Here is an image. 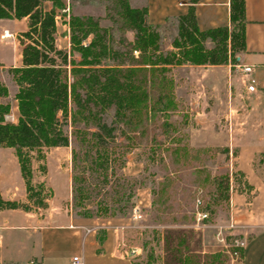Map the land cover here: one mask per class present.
Wrapping results in <instances>:
<instances>
[{"label":"trees","instance_id":"trees-1","mask_svg":"<svg viewBox=\"0 0 264 264\" xmlns=\"http://www.w3.org/2000/svg\"><path fill=\"white\" fill-rule=\"evenodd\" d=\"M52 1L53 6L46 8L45 0H0V18H29V28L19 35L23 62L9 67L17 83V120L6 117L12 103L1 99L9 95V87L0 78V146L15 148L28 197H33L29 151L71 144L76 213L92 215L85 201L93 191L104 190L110 198L102 214L122 215L131 207L132 183L126 184L124 175L123 181L118 180L116 168L131 148L152 140L165 151L160 159L169 158L168 170L151 188L160 222L185 221L189 213L194 218L198 189L203 195L197 208L207 215L215 214L222 202L229 203L228 172H206L195 188L181 182L188 170H204L210 148L191 146L185 133L173 134L186 121L170 117L178 109L170 70L185 63L235 62L245 49V0H229V23L206 28L197 22L198 0H188L185 12L167 16L161 23L148 20L146 5L108 0L104 16L108 24L101 22L100 15L70 13L65 20L69 31H63L70 35V50L57 44L58 9L66 8V3ZM171 28L174 32L166 47L163 39ZM127 31H132V38ZM234 176V185L249 191L244 172L236 169ZM8 206L17 205L0 191V208ZM173 238L164 237L171 257L163 264H216L218 253L202 260L188 248H174ZM141 247L145 250L146 243ZM131 262L156 264L153 249L145 259L133 256Z\"/></svg>","mask_w":264,"mask_h":264},{"label":"rangeland","instance_id":"rangeland-1","mask_svg":"<svg viewBox=\"0 0 264 264\" xmlns=\"http://www.w3.org/2000/svg\"><path fill=\"white\" fill-rule=\"evenodd\" d=\"M144 1V0H142ZM108 0H85L77 2L73 0L71 9L67 8L65 14L60 9L58 16V39L57 44L70 50L68 37L61 32L65 28V20L70 18V13L93 14L103 17V24L110 23L105 18L106 4ZM136 3V0H131ZM5 22V21H4ZM9 29L15 36L7 37L2 34L3 22L0 21V78L7 83L9 95L4 100L12 103L11 112L6 115L7 119L15 120L14 98L17 90L9 67L22 64L23 45L20 40V33L29 28V18L27 16L14 18L7 22ZM2 32V33H1ZM173 28L165 32L164 45L169 47V40ZM129 38L133 37L132 31H127ZM4 38V39H2ZM209 67L184 65L172 66L170 73L174 78L175 97L178 101V109L175 110L171 118L184 120L185 125L173 134L187 135L188 143L194 147H209L204 170H188L182 175L181 182L187 187L195 188L197 183L204 180V175L228 172L229 183H235L234 172L231 167L232 152L236 147L230 148L229 144V108L226 98L227 92L221 87V76L212 74ZM220 72V68L215 69ZM214 75V76H212ZM216 77V78H215ZM245 105L244 102L242 104ZM18 113V112H17ZM110 117H108L109 119ZM248 126L247 123H244ZM253 125V124H252ZM158 139L163 140L164 135H159ZM228 142L229 145H225ZM31 157V167L33 170V197H28L25 179L21 172L20 162L15 148L10 146H0V191L6 200L16 202V207H3L0 212V236L9 240L19 238L22 230L13 227L11 224H19L27 221L26 211H37L39 214L46 213L49 207L55 210L59 204L72 207L74 213L77 208L73 206V185L72 181V145L67 146H44L42 151L33 149L29 151ZM165 151L160 145L152 140L145 141L141 145L131 148L125 155L122 166H117L116 172L118 180L126 176L125 183H132L133 195L130 198L131 207L122 215H104V202L110 195L93 191L91 198L85 201V205L91 209L94 217H101L104 220L110 219L111 224L121 222L120 245L123 249L133 253V256H140L145 259L147 251L153 249L156 257V264H163L166 257L171 254L164 248V237L173 236L172 246L177 249H186L198 254L203 260L211 253H218L216 264H241L240 241H244L245 234L239 231L235 225H230L229 203L222 202L215 214L202 217L199 214L197 204L202 202L203 190L198 189L195 199L194 218L188 214L185 221L160 222V211L152 204V186L166 173L169 166V158L160 156ZM256 157L255 163L260 172L264 174V161ZM235 159H233L234 162ZM100 179H97L99 182ZM113 180H116L115 178ZM96 181V180H94ZM123 181V180H122ZM97 182V183H98ZM72 184V183H71ZM107 188V187H105ZM106 190V189H105ZM230 190V189H229ZM42 200V204L40 203ZM100 214V215H98ZM137 214V216H134ZM4 224V225H1ZM7 224V225H6ZM17 235V236H16ZM183 239V241H179ZM146 243L145 250L141 247ZM171 249V247H170ZM36 261H29L27 264H35Z\"/></svg>","mask_w":264,"mask_h":264},{"label":"crops","instance_id":"crops-1","mask_svg":"<svg viewBox=\"0 0 264 264\" xmlns=\"http://www.w3.org/2000/svg\"><path fill=\"white\" fill-rule=\"evenodd\" d=\"M63 1L71 9L73 0ZM129 2L133 6L146 5L148 20L153 23L164 22L167 16L185 12L189 5L188 0ZM44 6L51 8L53 1L45 0ZM61 10L67 11V8ZM195 11L200 28L229 23V0H198ZM245 17V49L237 54L235 62L179 66L205 65L216 77L221 76L220 85L227 92L229 108V144L230 148L236 147L230 165L242 170L251 185L247 191L231 184L230 219L245 234L241 264H264V174L255 163L256 157L264 153V0H245ZM13 19L0 18L3 30L11 36L15 33L7 22ZM65 30L69 31L66 22ZM63 31L61 34L68 37L70 43V35ZM242 64L251 65V70L244 72ZM217 68L220 72L215 70ZM249 83L254 85L253 89L248 88ZM15 101L17 120L19 110ZM229 144L226 142L225 145ZM71 183L70 178V186ZM26 213L27 221L11 224L22 230L19 238L6 243L0 236V264H27L29 261H36L35 264H81L74 261L75 255L83 258V264H132L133 253L123 249L119 242L121 222L111 224L109 218L104 220L77 214L63 203L55 210L49 207L44 214L32 210Z\"/></svg>","mask_w":264,"mask_h":264},{"label":"built area","instance_id":"built-area-1","mask_svg":"<svg viewBox=\"0 0 264 264\" xmlns=\"http://www.w3.org/2000/svg\"><path fill=\"white\" fill-rule=\"evenodd\" d=\"M6 34V30L4 31V33L2 34V36L4 37V35ZM13 34V33H12ZM251 65H247V64H242L241 65V69L244 71V72H248L251 70ZM253 80V79H252ZM248 88L249 89H253L254 88V85L252 83H249L248 84ZM199 214L202 216V217H206L207 216V213L206 212H203V211H198ZM134 216H137V214H134ZM230 225H235L234 222H230ZM241 245L243 246L244 245V241H240ZM74 261L77 262V263H81L83 264V258L79 255H75L74 256Z\"/></svg>","mask_w":264,"mask_h":264},{"label":"bare ground","instance_id":"bare-ground-1","mask_svg":"<svg viewBox=\"0 0 264 264\" xmlns=\"http://www.w3.org/2000/svg\"><path fill=\"white\" fill-rule=\"evenodd\" d=\"M5 36L10 37L11 34L9 32H6V35Z\"/></svg>","mask_w":264,"mask_h":264}]
</instances>
